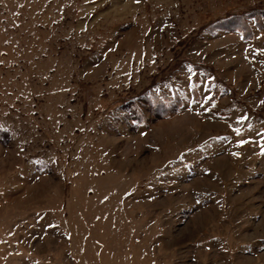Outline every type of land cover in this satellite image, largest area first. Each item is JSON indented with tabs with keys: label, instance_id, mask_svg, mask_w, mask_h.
Wrapping results in <instances>:
<instances>
[{
	"label": "rangeland",
	"instance_id": "rangeland-1",
	"mask_svg": "<svg viewBox=\"0 0 264 264\" xmlns=\"http://www.w3.org/2000/svg\"><path fill=\"white\" fill-rule=\"evenodd\" d=\"M253 10L0 0V264H264V23L216 27Z\"/></svg>",
	"mask_w": 264,
	"mask_h": 264
},
{
	"label": "trees",
	"instance_id": "trees-1",
	"mask_svg": "<svg viewBox=\"0 0 264 264\" xmlns=\"http://www.w3.org/2000/svg\"><path fill=\"white\" fill-rule=\"evenodd\" d=\"M264 11H249L239 15H232L228 18L218 21L216 27L220 28L219 30L233 31L242 34L245 40L250 39L251 32L254 30H262V25L264 22ZM209 29H205V32ZM193 95L196 96V90H193ZM166 100V99H165ZM164 99H157V96L149 95H139L131 100V105L129 108H132V112L138 110V114L134 115L133 118L135 122L146 120L143 112H147L151 115L153 119H163L174 112L179 111L182 108V102L178 99L173 101H165ZM143 115V116H142ZM139 123V122H137Z\"/></svg>",
	"mask_w": 264,
	"mask_h": 264
}]
</instances>
